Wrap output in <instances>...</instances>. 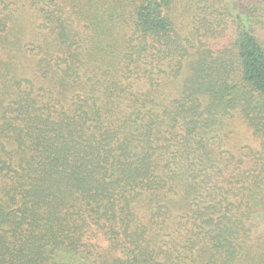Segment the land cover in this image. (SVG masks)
I'll return each instance as SVG.
<instances>
[{
    "label": "trees",
    "instance_id": "1",
    "mask_svg": "<svg viewBox=\"0 0 264 264\" xmlns=\"http://www.w3.org/2000/svg\"><path fill=\"white\" fill-rule=\"evenodd\" d=\"M0 264H264V0H0Z\"/></svg>",
    "mask_w": 264,
    "mask_h": 264
}]
</instances>
